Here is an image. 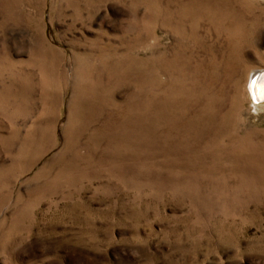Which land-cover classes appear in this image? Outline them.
<instances>
[{
	"label": "rangeland",
	"instance_id": "374dc122",
	"mask_svg": "<svg viewBox=\"0 0 264 264\" xmlns=\"http://www.w3.org/2000/svg\"><path fill=\"white\" fill-rule=\"evenodd\" d=\"M264 0H0V264H264Z\"/></svg>",
	"mask_w": 264,
	"mask_h": 264
},
{
	"label": "bare ground",
	"instance_id": "6f19581e",
	"mask_svg": "<svg viewBox=\"0 0 264 264\" xmlns=\"http://www.w3.org/2000/svg\"><path fill=\"white\" fill-rule=\"evenodd\" d=\"M245 87V95L255 103L254 109H264V67H258L247 77Z\"/></svg>",
	"mask_w": 264,
	"mask_h": 264
}]
</instances>
